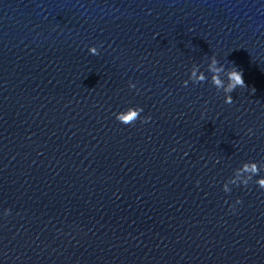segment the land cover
Segmentation results:
<instances>
[{"label":"water","instance_id":"obj_1","mask_svg":"<svg viewBox=\"0 0 264 264\" xmlns=\"http://www.w3.org/2000/svg\"><path fill=\"white\" fill-rule=\"evenodd\" d=\"M213 55L243 73L232 104ZM246 161L264 0H0V264H264L259 177L223 191Z\"/></svg>","mask_w":264,"mask_h":264},{"label":"clouds","instance_id":"obj_2","mask_svg":"<svg viewBox=\"0 0 264 264\" xmlns=\"http://www.w3.org/2000/svg\"><path fill=\"white\" fill-rule=\"evenodd\" d=\"M102 47V45H101ZM88 52L91 55H99V48L97 46H91L88 48ZM207 72L210 73V83L217 89V91H223L224 102L226 104H232L233 98L231 93L237 88L247 87L243 79L242 71L238 70L235 66L230 69H226L224 65L220 64L217 58L213 55L209 58V63L207 65ZM223 77V78H222ZM209 77L205 75L204 71H201L199 65H193L190 69V74L187 80L183 81V86L187 87L189 81L193 84L203 83L208 81ZM129 88L135 89L136 85L129 82ZM255 91V89H253ZM143 108L139 106L128 107L127 109L114 113L115 119L123 125H134L137 120L142 123H147L151 120L150 116L142 117L141 113ZM248 134H252V130H248ZM264 171V168L260 166L258 162L246 161L242 165L234 170L233 176L230 177L223 185V191L225 193L231 192L230 185L244 186L247 187L248 184L253 181L254 177H259L255 180V184L262 190H264V176H260V172ZM199 183V182H197ZM227 203V201H225ZM242 201L237 199L235 204H241ZM232 210L235 209V205H231ZM9 210H5L4 215L7 216Z\"/></svg>","mask_w":264,"mask_h":264}]
</instances>
